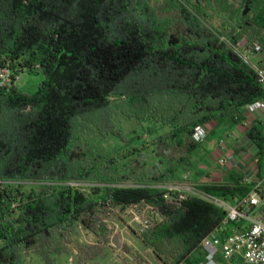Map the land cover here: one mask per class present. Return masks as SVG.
Segmentation results:
<instances>
[{
    "label": "trees",
    "instance_id": "obj_1",
    "mask_svg": "<svg viewBox=\"0 0 264 264\" xmlns=\"http://www.w3.org/2000/svg\"><path fill=\"white\" fill-rule=\"evenodd\" d=\"M242 1L251 13L243 15L232 0H166L162 8L158 0H0V57L15 72L45 75L34 93L16 85L0 91V264H27L22 250L37 247L44 264H57L67 233L80 225L99 237L89 258L99 254L111 241L97 216L105 203L161 208L165 221L144 233L143 242L158 258L170 256L169 264L202 259L194 252L224 211L194 194L169 206L168 190L158 184L162 174L108 186L102 194L66 183L129 179L121 168L140 151L134 145L140 137L127 140L114 120L118 114L169 126L160 139L187 148L177 169L200 145L193 139L198 125L238 124L243 108L264 99L256 71L233 48L237 37H228L229 44L221 40L227 26L208 23L227 16L264 49V2ZM86 129L131 148L89 155L79 147ZM248 134L258 141L255 125ZM24 183L44 190L25 192ZM196 188L236 197L253 190L240 179Z\"/></svg>",
    "mask_w": 264,
    "mask_h": 264
},
{
    "label": "rangeland",
    "instance_id": "obj_2",
    "mask_svg": "<svg viewBox=\"0 0 264 264\" xmlns=\"http://www.w3.org/2000/svg\"><path fill=\"white\" fill-rule=\"evenodd\" d=\"M159 7L165 5L166 0H158ZM235 8L245 9L246 5L242 0H232ZM264 2V0H262ZM250 8V7H249ZM248 13H251L249 9ZM247 13V14H248ZM215 26L226 25V38L236 36L239 45L243 49L260 39L253 38L251 42V32L240 30L234 21L228 20L227 16L214 17L208 22ZM229 39V38H228ZM230 40V39H229ZM264 60V49L257 58ZM45 79L43 73L31 71L22 72L16 80V87L26 93H34L38 90L41 82ZM118 128L124 130L127 140L136 139L134 145L139 146L140 151L128 157L126 165L121 168V174H127L128 180L116 183H106L98 180H71L67 185L73 186L86 194L100 193L108 186H127L133 180L143 176L157 177L162 174V182L158 183L162 188L170 191L174 195H192L193 186L185 174L191 170L189 161L182 162L177 169L175 164L180 159H187L186 146L176 145L175 142L160 139L170 128L162 123L153 120L140 121L135 118H126L121 114L114 117ZM80 149L89 155H110L116 156L122 150H128L131 145L127 141H121L115 137L102 135L98 129H86L80 134ZM189 160V159H188ZM171 170H175L170 172ZM189 177V176H188ZM179 185H185L181 188ZM25 192L34 193L44 190L42 184L24 183ZM157 206L146 203L127 204L124 206L113 205L111 203L101 204L98 208L97 216L100 217L110 236V244H102L101 252L92 258L89 254L91 248L99 243V237L90 229L80 225L76 230L69 231L64 239L66 253L58 255L57 264H169L172 260L170 256L164 255L163 260L158 258L142 240L144 233L158 227L165 221V216ZM117 240L113 243L112 238ZM121 245H118V240ZM122 244H126L124 248ZM1 246V242H0ZM38 248L23 249L22 253L27 260V264H44L38 253ZM150 248V249H149ZM201 249L194 252L200 255ZM169 257V258H168Z\"/></svg>",
    "mask_w": 264,
    "mask_h": 264
},
{
    "label": "built area",
    "instance_id": "obj_3",
    "mask_svg": "<svg viewBox=\"0 0 264 264\" xmlns=\"http://www.w3.org/2000/svg\"><path fill=\"white\" fill-rule=\"evenodd\" d=\"M221 40L231 44L225 36ZM239 41L233 45L235 51L250 64L258 75L259 82L264 89V64H255L252 57L262 52L259 41L251 43L243 49L238 48ZM21 73L15 72L10 60L0 57V91H8L14 85ZM251 113L264 110V99H259L246 106ZM214 120L200 124L195 128L193 139L204 142L209 134V126ZM194 195L217 205L224 211L221 223L201 243L202 259L197 264H264V187L256 185L246 195L228 198L212 195L191 187ZM166 204L179 205L185 195H174L167 191L164 194ZM134 204V203H132ZM137 204V203H136ZM161 210V208H156Z\"/></svg>",
    "mask_w": 264,
    "mask_h": 264
},
{
    "label": "crops",
    "instance_id": "obj_4",
    "mask_svg": "<svg viewBox=\"0 0 264 264\" xmlns=\"http://www.w3.org/2000/svg\"><path fill=\"white\" fill-rule=\"evenodd\" d=\"M260 53L253 55V63L264 64L262 57L257 58ZM242 112L243 120L238 124L217 120L210 123L208 137L192 152L191 170L185 174L193 186L235 183L240 179L244 184L264 187V110L251 113L245 107ZM253 125L259 133L257 142L248 134ZM116 240L112 238L113 243Z\"/></svg>",
    "mask_w": 264,
    "mask_h": 264
},
{
    "label": "water",
    "instance_id": "obj_5",
    "mask_svg": "<svg viewBox=\"0 0 264 264\" xmlns=\"http://www.w3.org/2000/svg\"><path fill=\"white\" fill-rule=\"evenodd\" d=\"M248 11H249V6L246 5L245 10L243 11V15H246L248 13ZM118 245H121V243L118 242ZM122 246L125 248L126 247V244H122Z\"/></svg>",
    "mask_w": 264,
    "mask_h": 264
},
{
    "label": "flooded vegetation",
    "instance_id": "obj_6",
    "mask_svg": "<svg viewBox=\"0 0 264 264\" xmlns=\"http://www.w3.org/2000/svg\"><path fill=\"white\" fill-rule=\"evenodd\" d=\"M245 5H248L249 6V3L247 2V3H245Z\"/></svg>",
    "mask_w": 264,
    "mask_h": 264
}]
</instances>
